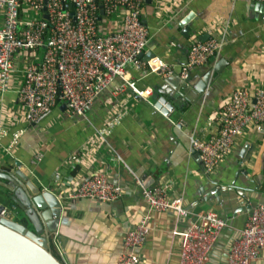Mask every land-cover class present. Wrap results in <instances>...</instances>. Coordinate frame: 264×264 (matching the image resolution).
Here are the masks:
<instances>
[{
	"label": "crops",
	"instance_id": "crops-1",
	"mask_svg": "<svg viewBox=\"0 0 264 264\" xmlns=\"http://www.w3.org/2000/svg\"><path fill=\"white\" fill-rule=\"evenodd\" d=\"M148 1L149 4L144 0L140 13L148 31L141 59H158L173 68L185 61L189 44L200 35L209 33L221 42L218 53L208 60L220 61L215 80L203 89L185 90L184 97L190 102L184 97L177 103L172 102V97L164 93L163 88L169 87L162 73L127 66L126 76L137 88L151 89L146 100L126 87L116 91L121 80L115 78L82 115L61 109L64 103L58 101L47 114L30 122L16 100L27 58L24 56L14 59L10 91L0 101V168L13 171L14 162L19 161V169L34 185L46 188L59 199L61 215L50 241L52 250L64 264H115L123 251L126 231L145 214L149 215V232L135 251L137 264H178L181 233L191 216L179 218L172 211H150L141 186L170 182L169 198H180L191 213L210 211L225 217V213L244 205L238 193H244L253 205L264 203V179L258 190L248 189L251 179L261 173L264 165V140L255 125L247 126L235 136L230 152L208 175L202 171L200 158L189 141L192 136L205 139L217 130L221 107L234 89L244 86L252 89L264 84V2ZM120 11L110 19L101 18L100 28L105 31L117 28ZM190 17H193L192 30L185 37L182 29L185 19ZM198 78L195 75V80ZM170 85L175 86L174 82ZM162 96L178 110L184 125L178 127L179 122L172 123L155 106ZM116 118L109 132L100 135L99 129ZM18 131L21 134L15 145L9 147L13 134ZM246 147L254 150L238 166L236 157ZM239 168L246 171V177L236 173ZM96 172L104 173L110 182L121 187L123 191L118 199L101 202L68 197L80 179ZM210 177L217 182L212 183L208 180ZM0 181L6 182L1 178ZM212 187H221L215 194L220 203L216 198L197 202L209 194L205 191L214 190ZM6 192L0 186V204L7 209L14 205L8 217L21 218L22 212ZM240 215L225 220L226 227L205 264H227L228 247L245 224V216ZM251 264H264V248Z\"/></svg>",
	"mask_w": 264,
	"mask_h": 264
},
{
	"label": "built area",
	"instance_id": "built-area-1",
	"mask_svg": "<svg viewBox=\"0 0 264 264\" xmlns=\"http://www.w3.org/2000/svg\"><path fill=\"white\" fill-rule=\"evenodd\" d=\"M143 2L0 0V101L10 91L14 59L18 56L27 57L21 70L22 83L16 91V100L23 107L27 121H37L58 101L63 102L70 113L82 115L115 78L121 80L116 91L126 87L146 100L151 89L137 88L126 76V67H146L149 72H161L166 77L173 72L166 62L141 59L148 39L147 28L140 17ZM99 6L103 10L102 19H110L121 10L117 28L107 31L100 28ZM220 47L221 42L213 37L193 40L188 46L187 63L180 71V78L187 76L189 67L202 65L215 56ZM116 121L117 118L108 120L99 129V134L106 135ZM211 122L208 117V124ZM252 124L264 140V84L252 89L245 86L234 89L221 107L217 130L205 139L190 137L191 148L198 152L205 174L215 170L230 152L235 136ZM20 134V131L13 134L9 147L15 145ZM170 186V182L141 186L142 197L150 211H172L179 218L191 216L181 233L178 264H205L226 222L214 212L191 213L180 198H169ZM122 191L104 173L96 172L80 179L68 197L109 202L118 199ZM14 209V205L11 209L4 207L0 216L8 217ZM148 221L149 215L145 214L126 231L123 251L118 254L115 264L138 263L135 251L149 232ZM262 248L264 203H259L249 211L243 229L230 243L227 264H251Z\"/></svg>",
	"mask_w": 264,
	"mask_h": 264
},
{
	"label": "water",
	"instance_id": "water-1",
	"mask_svg": "<svg viewBox=\"0 0 264 264\" xmlns=\"http://www.w3.org/2000/svg\"><path fill=\"white\" fill-rule=\"evenodd\" d=\"M145 2L147 4L150 3L148 0H145ZM99 16L100 19L103 16L101 6H99ZM44 18L46 19L47 16L44 15ZM192 20L193 17L185 19L184 28L182 29V34L185 37H188L192 30L190 26ZM181 25L182 23L180 26ZM209 37L215 36L204 33L200 35L198 39L203 41ZM140 56L142 57L143 54ZM186 63L187 59H185L184 62H180L177 66H174L172 68V75L164 78V81L169 87L163 88L165 89L164 93H168V95L172 97L173 103H177L181 100V97H184L185 90L203 89L213 82L217 76L220 65V61H207L202 65L189 67L187 76L180 78V71ZM195 75L199 77L197 80H195ZM173 82L175 86L172 87L170 83ZM168 89L171 90L169 91ZM184 98L189 101L186 97ZM155 106L158 109H162L164 115L172 123L179 122V124H176L178 127L184 125V122L179 119L181 114L164 96L158 98L155 102ZM61 109H65L64 104L61 105ZM253 150V147H246L245 151H240L239 155L236 157V164L239 166L241 163L247 161ZM195 153L199 157L198 152L196 151ZM199 164L203 171L204 166L201 159ZM13 165L16 166V169L13 171L11 168H0V178L6 180L5 183L0 181V186L7 191L6 195L9 197V200L22 212V217L11 219L9 217L0 216V264H64L59 256L52 250L50 241L51 236L57 230L61 215V204L59 199L46 188L34 185L27 174L19 169V161L16 160ZM11 167L13 166L11 165ZM261 169V173L257 177L251 179L252 184L248 189L252 192L259 189V184H261V181L264 179V165H262ZM236 173H241L246 177V171L241 168L236 169ZM208 180L212 181V183L217 182V180L212 177L208 178ZM213 189L212 191L211 189L205 191L209 192V194H204L206 196H201L202 199H199L197 202L216 198L215 194L220 192L221 187H218V189L214 187ZM238 195L244 199V205L237 206L231 212L225 213V217L221 215L222 219H230L232 215L239 213L241 214V218H244L242 217L243 215L247 218L249 211L255 207V205L250 203L247 199L248 197L244 195V193H238ZM216 200L220 203L219 198H216ZM4 207V205L0 204V210Z\"/></svg>",
	"mask_w": 264,
	"mask_h": 264
},
{
	"label": "rangeland",
	"instance_id": "rangeland-1",
	"mask_svg": "<svg viewBox=\"0 0 264 264\" xmlns=\"http://www.w3.org/2000/svg\"><path fill=\"white\" fill-rule=\"evenodd\" d=\"M12 212H14V211H12ZM16 216H13V218L12 219H18V218H15Z\"/></svg>",
	"mask_w": 264,
	"mask_h": 264
}]
</instances>
